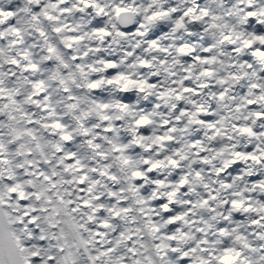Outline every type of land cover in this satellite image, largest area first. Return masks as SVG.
<instances>
[{
  "label": "snow or ice",
  "instance_id": "6c2138e0",
  "mask_svg": "<svg viewBox=\"0 0 264 264\" xmlns=\"http://www.w3.org/2000/svg\"><path fill=\"white\" fill-rule=\"evenodd\" d=\"M0 264H264V0H0Z\"/></svg>",
  "mask_w": 264,
  "mask_h": 264
}]
</instances>
